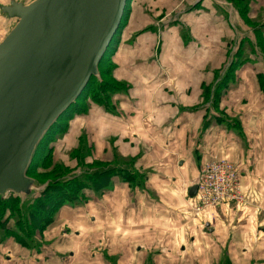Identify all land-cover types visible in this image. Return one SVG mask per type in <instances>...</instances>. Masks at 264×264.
Segmentation results:
<instances>
[{"label":"crops","instance_id":"1","mask_svg":"<svg viewBox=\"0 0 264 264\" xmlns=\"http://www.w3.org/2000/svg\"><path fill=\"white\" fill-rule=\"evenodd\" d=\"M256 3L249 18H264V0ZM216 9L208 0H130L112 57L126 91L112 97L110 113L90 104L71 118L53 150L69 155L83 138L87 163L133 159L143 190L113 181L81 207L62 206L39 250L7 240L0 264H264L260 61L250 56L235 72L216 114L201 107L202 88L226 65L236 28L244 31ZM209 160L238 168L244 203L199 217L187 193Z\"/></svg>","mask_w":264,"mask_h":264},{"label":"water","instance_id":"2","mask_svg":"<svg viewBox=\"0 0 264 264\" xmlns=\"http://www.w3.org/2000/svg\"><path fill=\"white\" fill-rule=\"evenodd\" d=\"M130 0L0 2V198L24 204L46 188L27 176L47 132L78 98L108 50ZM204 0H195L199 4ZM233 27L226 0H208ZM193 186L188 198L196 195Z\"/></svg>","mask_w":264,"mask_h":264},{"label":"trees","instance_id":"3","mask_svg":"<svg viewBox=\"0 0 264 264\" xmlns=\"http://www.w3.org/2000/svg\"><path fill=\"white\" fill-rule=\"evenodd\" d=\"M226 1L235 7L238 13V23L240 22L243 27L245 26L247 29H249V26L242 21L243 16L248 18L249 21L247 22L253 21V19L249 18L250 9L241 12L236 7V0ZM128 3L124 11L120 27L98 66V72L99 67L105 62L111 60L112 63L114 47L116 44L115 41L127 21ZM216 10L224 15L222 11L218 9ZM238 23L236 25H238ZM236 31L241 33L239 28H236ZM249 31L251 32L252 40L247 36L241 38H238L237 36L236 43H230V49L228 51V53H230L227 56L226 65L220 72L215 73L212 84L202 88L201 107L207 108L209 112L214 110L217 113L218 105L222 95L229 90L234 89L236 86L237 80L235 78V72L243 64L249 61V56H245V51L260 61L256 66L257 73L255 74V78L259 85L260 91L264 96V22L255 28L249 29ZM236 44H239V48L232 54V49ZM244 56L245 58H243ZM107 74L108 72H99V80L96 78H91L90 82L76 103L60 116L55 125L47 132L45 137L38 145L27 176L33 179L37 184H46L44 191L34 199L24 204H20L18 198L14 197L13 195H9L4 199L0 198V244L6 242L7 240H12L27 250L37 251L41 246L38 247L33 243V236L35 235L36 231L41 235L43 234V232L53 223L58 210L62 206L66 205L73 208L83 206V204L89 200V197L85 196L83 192L90 188L96 192L94 197H100L105 191H108L109 188L107 187L110 184V179L113 177L120 178L123 183H127L129 182L128 180L136 178L134 177V173L129 171V169H118L121 168L119 161H129L132 167L135 169L134 160L124 159L116 154L113 157L114 161L119 164L115 166L116 168L114 167L102 171L103 169H101V167H91L87 170H83L84 172L81 174V176L76 175L77 173L75 170L78 167L83 166L85 164V160L91 156V148L83 138L79 139L78 147L69 153V157L75 162L74 168H70L59 162L52 165V162L50 161V155L52 154L53 147L50 146L48 149L47 146H45L46 141L49 140L51 135L53 136L58 134L60 137L63 136L67 130V125H63V123L67 121L68 124L71 118L86 114L90 104L100 106L109 113L112 112L111 110L113 105L111 100L113 95L112 92L114 90H112L111 85L104 82L103 77L104 75L109 76V74ZM110 79L124 87L123 91L117 93H123L126 91V84L116 81L113 78V72L111 73ZM88 94H92V102L88 105L87 109H84L83 107L79 106V102L84 98L85 95ZM107 94H109L108 97L105 96ZM222 121L223 120H216V122H218L220 125L222 123H226V121ZM92 164L96 165L94 162ZM38 170H43V173H39ZM134 183L135 182H129V184L127 183V186L131 188ZM106 188L107 190H104ZM8 224H10L12 227H8Z\"/></svg>","mask_w":264,"mask_h":264},{"label":"rangeland","instance_id":"4","mask_svg":"<svg viewBox=\"0 0 264 264\" xmlns=\"http://www.w3.org/2000/svg\"><path fill=\"white\" fill-rule=\"evenodd\" d=\"M203 2V1H202ZM230 6H231V8H232V10H234V12L235 13H237V11H236V9H235V7L231 4V3H229L228 1H226ZM257 2V0H236V2H235V4H236V7L241 11V12H244V11H246V10H249L251 7H253V6H255L256 8H257V6H258V8H259V2L258 3H256ZM129 4V3H128ZM213 5V4H212ZM257 5V6H256ZM214 6V5H213ZM215 7V6H214ZM215 9H216V7H215ZM259 11H261V12H263L262 11V9H259ZM238 14V13H237ZM250 19H253V21H251V22H247V21H249L248 20V18H246V16H243V21L242 22H244L245 24H247L248 26H249V29H251V28H255V27H257V26H259L261 23H263L264 22V18H262L261 17V15L260 16H255V17H253V18H250ZM242 26V25H241ZM249 29H247L245 26L243 27V30L244 31H242L241 30V33H239V32H237L236 31V33L238 34V38H241V37H249L250 39H251V32L249 31ZM5 31V28H3L2 27V25L0 24V33H2V32H4ZM239 48V44L237 45H235L234 47H233V49H232V54L237 50ZM245 53L246 54H248V52L247 51H245ZM245 54V56L246 57H250L251 55H246ZM245 56L243 57V58H245ZM254 57V56H253ZM253 57H251V61L253 60V62H255V61H257L258 59H253ZM249 59V58H248ZM99 72L101 73H107L108 72V74H109V76H105L104 75V77H103V79H104V82L105 83H107V84H109V85H111L112 86V90H114L112 93H113V95L115 94V93H117V92H120V91H123V89H124V87L123 86H120L117 82H113L111 79H110V76H111V73L113 72V65H112V63H111V60H109V61H107V62H105L104 64H102L100 67H99ZM107 74V75H108ZM116 90V91H115ZM100 93V92H99ZM113 95H112V97H113ZM105 96H109V94H107V95H105ZM92 98H93V96H92V94H88V95H85L84 96V98L79 102V106H81V107H83L84 109H87L88 108V105L92 102ZM216 114V112L214 111V110H212V111H210V114ZM63 125H67V121L66 122H64L63 123ZM59 135L58 134H55V135H51L50 136V138H49V140L48 141H46V143H45V146H47V148L49 149L50 148V146H52V147H54V145L57 143L56 141L59 139ZM53 152H54V154L52 153L51 155H50V161L52 162V165H54V164H56V163H61V164H68L69 166H73V164H74V161L73 160H71V158L69 157L70 155H67V153H63V155L61 154L62 153V151H60V153L58 152V157L59 158H57V154L55 153V151L54 150H52ZM64 160H66V161H64ZM95 163L96 165H94V164H92V163ZM93 162H91V163H87V162H85V164L83 165V166H80V167H78L75 171H76V175H79V176H81V174L84 172L83 170H87L88 168H91V167H101V169H103L102 171H105V170H108V169H110V168H114L115 166H117V165H119L120 164V166H121V168H118V169H129V171H131L132 173H134V177H136V178H133V179H130V180H128L130 183L131 182H135L134 183V185L133 186H131V189L132 190H139V191H141V190H143V184H144V175L142 174V173H138L133 167H132V165L130 164V162L129 161H119V164H117L116 163V161H114V158L113 157H111L110 159H105V160H103V161H93ZM66 166V165H65ZM79 166V165H78ZM52 168V167H51ZM50 168V169H51ZM74 168V167H73ZM116 168V167H115ZM39 171V173H43V170H38ZM89 171H91V170H89ZM39 178H41V177H39ZM42 179V178H41ZM43 180H45V179H43ZM113 181H118V182H121V183H123L122 181H121V179L120 178H115V177H113V178H111L110 179V184H109V186L107 187V188H111V186H112V184H113ZM129 182H127L128 184H129ZM127 183H124V184H126L127 185ZM132 185V184H131ZM107 188L106 189H104V190H107ZM84 194H85V196H87V197H89V196H93L94 197V195H95V190H92V188H90V189H88V190H86V191H84L83 192ZM238 206H240V205H229V206H227L228 208L229 207H238ZM211 211V210H210ZM215 211H216V213H217V211H223V210H220V208L219 209H215ZM205 211H203L202 213H198V216L200 217V216H204L205 215ZM197 216V217H198ZM203 226V225H202ZM8 227H12L10 224H8ZM33 239H34V244H36V246H42L43 244V238H42V235L41 234H39V232H37L36 231V233H35V235L33 236ZM220 264H224L222 261H221V263Z\"/></svg>","mask_w":264,"mask_h":264},{"label":"built area","instance_id":"5","mask_svg":"<svg viewBox=\"0 0 264 264\" xmlns=\"http://www.w3.org/2000/svg\"><path fill=\"white\" fill-rule=\"evenodd\" d=\"M238 168L225 160L206 161L199 169L196 195L191 199L196 214L244 203Z\"/></svg>","mask_w":264,"mask_h":264}]
</instances>
